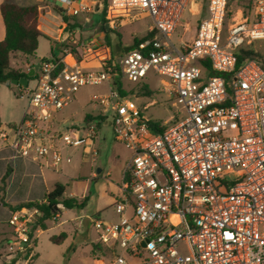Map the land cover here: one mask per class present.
<instances>
[{
  "label": "built area",
  "instance_id": "2783aa9c",
  "mask_svg": "<svg viewBox=\"0 0 264 264\" xmlns=\"http://www.w3.org/2000/svg\"><path fill=\"white\" fill-rule=\"evenodd\" d=\"M77 16L88 7L59 0ZM229 0H110L108 25L151 20L156 35L115 60L94 39L83 40L78 62L70 48L43 60L29 110L19 126L0 125V143L22 158L61 171L74 154L96 156V124L110 119L115 138L130 153L122 173L117 221L93 218L98 241L115 254L110 264H264V58L250 47L264 42V0L255 13L233 12ZM196 17L191 40L173 37ZM109 26V27H110ZM99 46V47H97ZM244 49L252 54L240 60ZM97 53L99 65L86 66ZM160 77L179 117L154 133L141 110L113 87L116 77L140 84ZM109 85L92 96L98 120L82 128L54 126V114L82 87ZM23 97V96H22ZM36 210L12 212L13 238L3 260L11 264L33 247Z\"/></svg>",
  "mask_w": 264,
  "mask_h": 264
},
{
  "label": "rangeland",
  "instance_id": "374dc122",
  "mask_svg": "<svg viewBox=\"0 0 264 264\" xmlns=\"http://www.w3.org/2000/svg\"><path fill=\"white\" fill-rule=\"evenodd\" d=\"M16 1L24 6L36 3V0ZM255 1L230 0L229 7L233 12L252 10V14H254ZM42 11L37 24L43 35L39 38L36 56L29 60V64L34 68H37L41 61L51 58L52 41L59 38L63 27L60 15L52 8L43 6ZM85 16L91 21L82 22L85 27L84 31L82 34H74L75 40H79L81 36L85 40L94 39L99 44V39H102V46L107 47L104 44V34L100 24L102 15L90 10ZM78 19H81V16H78ZM183 20L189 23V28L187 31L179 28L173 37L174 42H177L179 38L191 40L194 35V23L197 18L192 17L186 11ZM150 24L151 20L147 17H142L129 24L115 25L114 28L107 24V29L115 32L109 34L111 49L107 48L110 54L118 58L121 53L117 34L121 36L122 45L129 46L133 38L147 34ZM250 48L253 51H258L264 58V42H255ZM55 52L58 54L56 49ZM97 56H99L98 53ZM94 57L95 55L88 57L87 61L90 63V58ZM12 62L14 67L20 68V66L25 65L24 57L19 55L13 56ZM21 68L25 69V67ZM123 81L127 90L135 89V83ZM146 84L150 87V95L144 96L136 93L129 96V100L141 110L143 118L167 123L173 117H179V107H174L169 96L159 91L160 77L150 73ZM35 88V80H31L27 86L12 83L0 86V115L3 125L12 127L23 123L29 110L28 93ZM108 89L107 83L101 86L82 87L76 94L74 102L56 113L58 128L63 129L71 123L82 128L87 115L94 116L99 113L97 105L92 101V96L106 93ZM94 143V148L97 151L96 156L85 153L82 161L81 152H75L73 163L67 167L64 165L62 174H53L51 171L44 170V175H41L36 162L20 157L15 161L16 174L8 180L6 191L8 203L15 205L28 200H42V193L50 190L56 182L66 185L67 197H76L80 200L88 198L87 204L82 210H63L59 218L47 222L46 230L36 229L28 261L20 260L17 264H110L114 260V252L98 241L97 231L93 223L87 218H95L101 214V218L111 221L116 219L114 206L116 199L119 198L121 177L130 153L115 138L110 119L100 124ZM7 215H10L8 209L0 205V252L2 254L4 253L3 239L10 230L7 224L9 219ZM63 233L66 234L67 238L62 243L57 244L51 241V238L59 237ZM124 257L129 264L141 263L140 260L127 254ZM4 263L2 258L0 264Z\"/></svg>",
  "mask_w": 264,
  "mask_h": 264
},
{
  "label": "trees",
  "instance_id": "16d2710c",
  "mask_svg": "<svg viewBox=\"0 0 264 264\" xmlns=\"http://www.w3.org/2000/svg\"><path fill=\"white\" fill-rule=\"evenodd\" d=\"M97 1L96 6L91 7L92 10L99 11L102 15L101 17V30L103 31V39L104 44L111 49V39H110V32L107 29L108 20L106 19L108 13V6L110 0H95ZM230 6V0L229 4ZM54 11L57 12L65 22L69 21V18L66 17L65 11L58 7H53ZM1 14L4 21L5 29H6V36L3 41H0V86L3 84H10L15 79L26 78L28 83L31 80L36 79V71L32 77H29V72L25 73L22 71L21 68H16L13 66V56L21 54L26 61H29L30 58H34L36 56V52L39 46V38L42 37V33L37 27V21L40 16V5H30V6H20L13 2V0H4L1 5ZM80 27L81 32L84 31L83 26L81 25H74L73 28ZM115 33V32H114ZM117 34V33H116ZM156 35L155 31H148L146 35L141 37L133 38L132 42L129 46H133L138 44L139 42L152 38ZM119 40L118 45L121 46V53L119 55L122 56L124 54V50L127 46L122 45L121 36L117 34ZM83 39L81 36L79 40L72 44L65 45L63 44L62 47L64 49L70 48L75 56V59L80 62L83 60V54L79 51V45L77 43L82 42ZM62 51V50H61ZM252 54L251 52H247L244 49H240V53L238 54L239 59H245L246 55ZM54 59H58L55 57L54 53H52ZM115 56L110 54V60H115ZM123 79L121 77H116L113 81V87L118 89L122 95L130 96L132 94H140V95H150V87L145 83L136 84L134 87L135 89L127 90L124 86ZM92 120H98V118L94 116L87 115L84 119V123H88ZM103 122V119H102ZM100 122L96 124L97 131L100 128ZM149 127L154 133L163 132L167 129V126L163 125L164 123L150 120L148 121ZM1 125V121H0ZM81 152V151H80ZM12 172L10 167H7L5 175L3 176L1 183H0V205L11 212L17 211H26L31 212L36 210L39 215L36 214L35 221L31 226V235L30 238L34 240V231L36 229L46 230L47 229V222L56 219L63 210H72L78 209L82 210L88 201L86 197L83 200H80L76 197H67L66 196V185L62 183H56L54 188L45 193L42 200L39 201H28V202H21L18 204H11L6 202V191L8 188V179ZM9 233L3 239V249L4 253H6V249L8 244L12 241L13 238V230L9 223ZM66 234L63 233L59 237L51 238V241L54 243H62L66 239ZM32 248H27L24 254H21L20 258L14 260L11 264H17L20 260L28 261V258L31 255ZM4 253L0 252V260L3 258ZM6 264V263H4Z\"/></svg>",
  "mask_w": 264,
  "mask_h": 264
},
{
  "label": "crops",
  "instance_id": "0c3cea01",
  "mask_svg": "<svg viewBox=\"0 0 264 264\" xmlns=\"http://www.w3.org/2000/svg\"><path fill=\"white\" fill-rule=\"evenodd\" d=\"M75 1H76V6H75L76 8L79 6V4L82 3L86 7H88V12L90 10H92L91 7H94L97 4L96 3L97 1H95V0H75ZM3 2H4V0H0V41H3L4 38H5V36H6V29H5L4 21H3V18H2V14H1V5H2ZM13 2H15L16 4H18L20 6H24V5L19 4L16 0H13ZM35 4H39L40 5V16L43 13V11H42L43 6H46V7L52 8L53 10H54L53 7H58L60 9H62L63 11H65L66 17L69 18V21L68 22H65L63 20V18L60 16L61 20L63 21V27L61 29V33H60L59 38L57 40H53V41L51 40L52 41L51 51H50L51 58H53L52 53H54L55 57L60 58L64 54V48L62 47V45L63 44H65V45L72 44L73 42L76 41L75 38H74V34H80V33L82 34L83 33V32H81V28L80 27L73 28V26L74 25H81V26H83V24H82L83 21L84 22H87V21L90 22L91 21L90 18H88L87 16H85V14H87L88 12L80 13L77 16H72V15H70L66 11V9L64 8V6L62 4H60L59 0H36V3ZM35 4H33V5H35ZM26 6H28V5H26ZM96 12L99 13V11H95L94 10V13H96ZM40 16H39V18H40ZM78 16H81V19H78ZM39 18H38V20H39ZM37 27L39 29L38 24H37ZM40 32H41V30H40ZM98 42H99V45L102 46V44H103L102 39H99ZM55 49L58 51V54L55 52ZM98 54L100 55L102 53H98ZM18 55L19 56H22L21 54H18ZM96 58L97 57H94L92 59L90 58V60H91L90 63L87 61V63H85V65L86 66H91V67H97L99 65V61ZM30 59H32V58H30ZM87 60H88V58H87ZM21 67H25V69L23 70V68H21ZM38 67L37 68L32 67L29 64V61H26V60H25V65L20 66V68L22 69V71L25 72V73L30 72L32 69L34 71H36L38 69ZM16 68H19V67H16ZM55 115H56V113L54 114V126H56V128H58L57 125H59V124H58V122L56 120ZM0 121H1V115H0ZM1 124H2V122H1ZM94 145H95V143H94ZM18 157L22 158L15 150H13L11 148H8V147H4L0 143V183H1V180H2L3 176L5 175V172H6L7 167H10L12 169V172H11V174L9 176V179H11V177H13L16 174L17 166H16V162L15 161L18 159ZM129 158H130V154H129ZM22 159H24V158H22ZM81 159L83 161V156L81 157ZM26 160H30V159H26ZM31 161H33V160H31ZM33 162H36L38 164V169L41 172V175H44V170L51 171L53 174H62L63 173V169L61 171H55V170L47 167L46 163L43 160H41V161H33ZM127 162H128V160H127ZM127 162H126V164H127ZM69 165H71V164H69ZM69 165H66V167L69 166ZM1 173H3V174H1ZM56 183H60V182H56ZM55 184H54V186H55ZM54 186L50 190H46V192L42 193L41 199L43 198L44 194L47 193V192H49V191H51L54 188ZM119 194H120V189H119ZM28 201H31V200H28ZM28 201H23V202H28ZM11 213L12 212H10L8 210V214H10V215H7L8 218H10ZM61 213H60V215H61ZM60 215L58 216V218L60 217ZM115 215H117V214L115 213ZM101 217H102V215L99 214L95 218H100V219H103V220H106V221H109V222L117 221V219H118V216H116V219L113 220V221L107 220V219H104V218H101ZM93 218L94 217H88L87 219H89L92 222V219Z\"/></svg>",
  "mask_w": 264,
  "mask_h": 264
},
{
  "label": "water",
  "instance_id": "95a60500",
  "mask_svg": "<svg viewBox=\"0 0 264 264\" xmlns=\"http://www.w3.org/2000/svg\"><path fill=\"white\" fill-rule=\"evenodd\" d=\"M131 47L127 46L124 50V53H128V51H130ZM35 74V71L32 69L29 72V77H32ZM12 84L14 85H22V86H27L28 85V80L26 78H21V79H15L12 81ZM100 172V171H99Z\"/></svg>",
  "mask_w": 264,
  "mask_h": 264
}]
</instances>
